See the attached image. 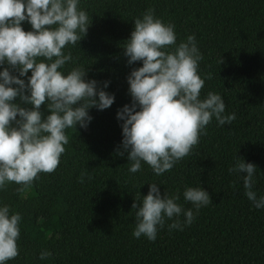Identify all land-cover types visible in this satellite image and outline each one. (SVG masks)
<instances>
[{
	"label": "trees",
	"instance_id": "trees-1",
	"mask_svg": "<svg viewBox=\"0 0 264 264\" xmlns=\"http://www.w3.org/2000/svg\"><path fill=\"white\" fill-rule=\"evenodd\" d=\"M78 7L90 24L80 41L65 46L71 60L59 70L86 68V79L99 87L109 81L105 90L115 99L106 109L91 107L87 127L65 129L68 143L54 171L39 173L23 191L14 182L0 189V204L21 216L18 255L5 264H264V209L252 207L240 176L228 172L235 156L252 162L254 190L264 194V0H80ZM149 8L174 25L177 44L194 35L202 54L198 73L212 74L200 98L221 94L225 114L236 117L224 126L213 118L192 151L160 175L143 161L130 173L127 153L118 154L116 113L131 103L127 76L141 66L127 63L123 46L133 20ZM22 27L31 30L27 21ZM40 111L47 114L45 104ZM149 183L158 184L161 195H178L185 209L192 207L183 199L186 187L204 188L211 200L198 213L193 209L195 219L183 230H169L166 219L154 241L134 238L131 205ZM42 250L51 255L40 259Z\"/></svg>",
	"mask_w": 264,
	"mask_h": 264
},
{
	"label": "clouds",
	"instance_id": "clouds-1",
	"mask_svg": "<svg viewBox=\"0 0 264 264\" xmlns=\"http://www.w3.org/2000/svg\"><path fill=\"white\" fill-rule=\"evenodd\" d=\"M79 3L0 0V66H9L0 67V189L14 182L23 191L39 173L54 171L68 143L65 129L87 127L91 107L103 110L114 102V94L105 90L109 81L99 87L95 79H86L87 70L81 66L66 73L59 70L71 60L63 51L65 46L80 41L90 24ZM24 21L31 30L23 29ZM133 23L123 55L129 65L140 61L141 66L132 68L127 76L131 103L116 113L122 121L123 151L118 154L127 153L130 173L140 170L143 161L160 175L192 151L213 118L217 126H224L236 117L235 113L225 114L221 94L209 91L200 98L205 78L212 74L202 78L198 73L202 54L194 35L177 44L174 25L155 17L150 8ZM25 76L27 82L21 78ZM42 104L48 110L46 115L40 111ZM256 168L235 156L228 172L240 176L252 207L264 209V194L258 196L253 187ZM85 175L81 172L78 177L81 183ZM87 178L91 180V176ZM182 195L191 208L177 203L178 195L169 196L166 190L161 195L158 184L149 183L147 194L131 205L136 210L131 235L154 241L166 219L171 221L169 230H183L195 219L193 209L198 213L211 200L199 186L186 187ZM20 220L18 212L10 213L9 205L0 204V264L18 255ZM50 255L47 250L39 253L40 259Z\"/></svg>",
	"mask_w": 264,
	"mask_h": 264
}]
</instances>
